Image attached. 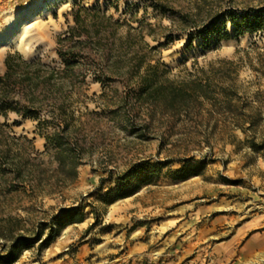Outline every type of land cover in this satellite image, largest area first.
<instances>
[{
    "label": "rangeland",
    "instance_id": "rangeland-1",
    "mask_svg": "<svg viewBox=\"0 0 264 264\" xmlns=\"http://www.w3.org/2000/svg\"><path fill=\"white\" fill-rule=\"evenodd\" d=\"M75 4L100 8L118 22L116 41L98 46L96 39L80 38L76 48L68 42L63 50L72 47L83 58L65 74L57 36L74 25ZM159 4L168 11L160 12ZM262 5L264 0H0V75L9 53L40 60L43 73L54 74L43 114L66 122L68 141L81 150L61 168L36 122L8 115L17 176L0 179V190H11L0 196L6 237L0 238V256L21 237L38 241L21 246L14 264H264V152L253 151L246 141L250 131L237 127L247 128L257 113L264 117V30L209 47L200 35L226 10ZM21 25L27 27L21 43L8 45ZM127 32L128 58L145 56L144 66L157 65L170 81L207 78L215 100L175 113L138 100L135 71L126 69L131 62L116 65L114 56ZM226 32L232 34L230 23ZM258 123L257 134L264 135V123ZM70 209L81 213L82 222L43 245L57 230L56 217Z\"/></svg>",
    "mask_w": 264,
    "mask_h": 264
},
{
    "label": "trees",
    "instance_id": "trees-1",
    "mask_svg": "<svg viewBox=\"0 0 264 264\" xmlns=\"http://www.w3.org/2000/svg\"><path fill=\"white\" fill-rule=\"evenodd\" d=\"M158 9L163 13L168 11L160 4ZM99 11L100 8L97 7L87 8L77 4L72 7L71 15L74 25L69 26L66 32L57 36V43L60 45V49L57 51L63 65V73H73L74 69L80 66L79 59L83 58L81 53L74 51L72 47L63 50L68 42L72 41L75 44L73 48H76L83 43L80 38H85L84 41L86 42L96 39L94 43L98 46L102 44L104 39L106 42H109L111 38H113V42L116 41V39L114 41L115 29L113 28L117 26L118 22H112L111 18ZM215 17L200 32V35H204L206 47L228 39H239L245 34H259L264 30V5L244 10L229 9ZM227 23L232 26V34L226 32ZM130 39V32H127L124 38L119 39V41L121 40L120 47L116 49L114 56L118 60L116 65L125 60L131 62L126 69L132 68L135 71L134 77L137 78L139 87L138 100L145 101L154 107H161L170 113L182 110L186 112L193 105H201L204 101L215 100V88L207 78L203 80L192 79V81L186 82L170 81L165 77L166 72L157 70V65L148 64L144 66L143 59L145 56L133 54L128 58L129 56L126 55L127 52L123 48L129 49ZM192 40H190V44ZM4 67V73L0 75V117L4 119L3 122L0 121V179L5 181L11 174L17 176L16 159L11 158L12 151H16L15 137L7 131L10 127L7 123L8 115L14 112L22 120L36 122V131L45 138L44 146L47 150L54 151L53 157L61 168L68 162H74L76 158L81 156V150L79 145L76 143L71 145L68 141L70 128L66 122L61 124L62 120H57L59 118L52 115L49 120L43 114L44 99L53 93L54 74L49 72L48 75H45L43 73L45 66L40 60L26 61L17 53L6 55ZM56 109L62 111L61 107ZM52 114L54 113L52 112ZM261 118L260 113H257L252 116V121L249 122L247 128L244 127L245 124L237 125L244 133L250 131L251 136L246 141L255 152H264V135L258 136L257 134L260 127L258 121L264 123V117ZM18 123L15 121L12 125ZM4 186H1L0 196L11 192ZM82 220L83 217L78 210L70 209L63 212L56 217L57 230H51L50 236L43 245H49L56 234L66 226L82 222ZM4 232V227L0 228V238H6ZM37 241L38 239L21 240V237L14 239L5 248L7 250L6 255L0 256V264H14L21 254V246H31Z\"/></svg>",
    "mask_w": 264,
    "mask_h": 264
},
{
    "label": "bare ground",
    "instance_id": "bare-ground-1",
    "mask_svg": "<svg viewBox=\"0 0 264 264\" xmlns=\"http://www.w3.org/2000/svg\"><path fill=\"white\" fill-rule=\"evenodd\" d=\"M19 28H20V30H19V32H18V33H19V36L16 37V38L11 39V40L8 42V45L11 44V43H12V44H13V43H17V44H18V43H21V40H22V39H21V36H22V34L25 32V30H26L27 27H26V25H21ZM23 31H24V32H23ZM20 34H21V35H20Z\"/></svg>",
    "mask_w": 264,
    "mask_h": 264
}]
</instances>
